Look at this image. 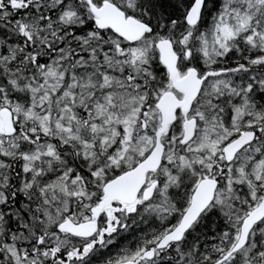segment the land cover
Segmentation results:
<instances>
[{
	"label": "snow or ice",
	"instance_id": "6c2138e0",
	"mask_svg": "<svg viewBox=\"0 0 264 264\" xmlns=\"http://www.w3.org/2000/svg\"><path fill=\"white\" fill-rule=\"evenodd\" d=\"M0 264H264V0H0Z\"/></svg>",
	"mask_w": 264,
	"mask_h": 264
}]
</instances>
